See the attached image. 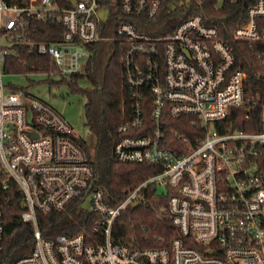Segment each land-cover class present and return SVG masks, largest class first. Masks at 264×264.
Segmentation results:
<instances>
[{
    "label": "built area",
    "instance_id": "1",
    "mask_svg": "<svg viewBox=\"0 0 264 264\" xmlns=\"http://www.w3.org/2000/svg\"><path fill=\"white\" fill-rule=\"evenodd\" d=\"M68 2L0 0V189L10 180L18 185L20 220L33 225L35 240L31 252L9 264H264V109L258 130L228 128L234 108L250 109L257 101L247 94L248 73L218 26L194 13L168 32L160 21L165 0ZM244 14L230 39L246 42L264 65V0H254ZM57 16L65 26L62 39L40 42L37 50L62 76L84 70L93 43L116 37L127 43L131 104L114 153L121 162L160 164L162 171L116 206L105 200L65 115L25 89L6 92L2 82L1 67L28 40L32 19ZM148 97L151 122L145 118ZM165 115L190 118L201 130L178 134L171 148ZM151 186L172 190L162 210L179 236L147 248L116 241L117 218L143 202ZM76 200L93 215L90 240L82 232L44 239L38 213L61 212ZM4 235L0 211V253Z\"/></svg>",
    "mask_w": 264,
    "mask_h": 264
},
{
    "label": "trees",
    "instance_id": "2",
    "mask_svg": "<svg viewBox=\"0 0 264 264\" xmlns=\"http://www.w3.org/2000/svg\"><path fill=\"white\" fill-rule=\"evenodd\" d=\"M175 0H165L162 10V24L171 31L178 22L192 16L194 13L205 15L208 22L218 26L224 39L228 40L235 50L237 65L248 73L247 94L257 101V105L246 108H234L227 119L229 127L244 131L259 129L260 115L264 109V75L258 74L264 70L262 61L257 58V51L252 50L246 42L231 40L232 30L243 23L244 11L254 0H241L232 3L230 0H191L189 5L177 6L170 10V4ZM60 6H68V0H55ZM189 10L185 11L186 8ZM65 26L58 16L32 19L28 40L19 45L17 51L10 53L3 66L5 71L18 74L49 72L56 73L49 55L38 53L40 42L49 44L62 39ZM113 35V30H109ZM126 41L119 37L95 42L90 46L93 55L84 70L70 76L68 84L73 90L78 89L86 101V117L92 132L97 135L94 142L88 143L73 135L88 155L89 162L98 175L96 183L104 189L105 200L109 205L116 206L131 190L146 180L147 177L162 171V166L151 163H124L119 161L114 153L116 142L122 137L119 126L126 121L127 111L131 100L125 84L124 56ZM68 77V76H67ZM81 78H87L92 87L78 86ZM63 80H67L63 76ZM13 89L25 87L13 86ZM28 91V90H27ZM151 99L148 97L145 107V118L151 122ZM249 113V117L246 115ZM166 143L175 149L178 134L193 136L201 128L193 126L191 119H178L165 115ZM172 190L159 194L154 186L146 189L144 201L138 207H130L117 218L113 238L125 244L137 247H157L159 240L171 241L179 236L173 225L171 215L162 210L167 204ZM22 193L18 185L9 181L7 190L0 189V211L3 213L5 224L4 249L0 253V264H9L21 256L27 255L35 246L34 227L32 224L20 222L23 212ZM93 215L73 201L61 212L38 213V223L44 239H55L65 233L69 235L82 232L89 239L93 231ZM90 240V239H89Z\"/></svg>",
    "mask_w": 264,
    "mask_h": 264
},
{
    "label": "rangeland",
    "instance_id": "3",
    "mask_svg": "<svg viewBox=\"0 0 264 264\" xmlns=\"http://www.w3.org/2000/svg\"><path fill=\"white\" fill-rule=\"evenodd\" d=\"M223 0H219V3ZM189 10L187 7L185 11ZM162 21V19H160ZM115 25V19H112ZM116 37V34H113ZM105 41V40H104ZM2 82L7 91L13 90V86L25 87L33 95L44 99L49 104H52L58 111L60 110L73 127L75 136L87 141L94 142L98 137L92 132L88 125L86 117V101L87 97L83 95L78 89L73 90L68 84L71 80L70 76H65L67 80H63V76L59 73H29L18 74L14 72L5 71L1 67ZM78 86L82 88H90L92 84L87 78H81ZM167 188L165 186L159 187L157 192L161 193Z\"/></svg>",
    "mask_w": 264,
    "mask_h": 264
},
{
    "label": "water",
    "instance_id": "4",
    "mask_svg": "<svg viewBox=\"0 0 264 264\" xmlns=\"http://www.w3.org/2000/svg\"><path fill=\"white\" fill-rule=\"evenodd\" d=\"M74 2V0H73ZM191 2V0H175L174 2H172L169 6H170V10L169 11H172V10H175V8L177 6H182V5H189ZM107 10H104V11H101L100 12V15L103 19H106V15H107ZM34 136H38V134H34ZM140 204H138V202H133V207H138ZM21 222V220H19Z\"/></svg>",
    "mask_w": 264,
    "mask_h": 264
}]
</instances>
